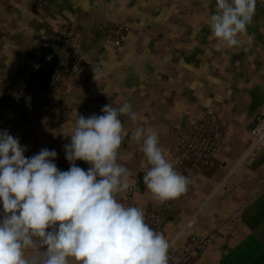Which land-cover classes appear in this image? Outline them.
I'll return each instance as SVG.
<instances>
[{"label":"crops","instance_id":"0c3cea01","mask_svg":"<svg viewBox=\"0 0 264 264\" xmlns=\"http://www.w3.org/2000/svg\"><path fill=\"white\" fill-rule=\"evenodd\" d=\"M215 11L216 0H0V132L18 138L25 157L55 150L54 163L67 171L64 132L75 112L102 115L104 105L127 101L140 119L126 120L119 162L139 177L136 206L163 213L161 231L175 248L209 237L188 264H264V147L252 146L248 133L264 115V0H256L248 26L252 43L237 49L216 50L209 39ZM114 23L137 33L120 46L102 45ZM69 25L85 44L94 41V59L60 65L57 36ZM40 94L47 110L28 115ZM204 115L226 124L224 140L212 165L168 207L143 182L148 165L131 132L156 130L174 164L177 131ZM118 199L125 203L123 193Z\"/></svg>","mask_w":264,"mask_h":264},{"label":"clouds","instance_id":"9594fccd","mask_svg":"<svg viewBox=\"0 0 264 264\" xmlns=\"http://www.w3.org/2000/svg\"><path fill=\"white\" fill-rule=\"evenodd\" d=\"M255 9L256 0H216L207 21L216 50L252 43L248 26ZM114 105L87 118L75 112L64 132L70 137L64 145L67 171L54 163L55 150L25 157L19 139L0 132V264H169L165 235L146 222L143 208L118 199L132 188V173L119 162L129 136L126 120L136 124L140 117L127 101ZM131 140L146 158L143 182L154 200L163 203L187 191L190 178L167 159L156 130L136 126ZM77 160L90 167L77 166Z\"/></svg>","mask_w":264,"mask_h":264},{"label":"built area","instance_id":"2783aa9c","mask_svg":"<svg viewBox=\"0 0 264 264\" xmlns=\"http://www.w3.org/2000/svg\"><path fill=\"white\" fill-rule=\"evenodd\" d=\"M110 31L115 36H121L127 31V27L116 26ZM76 34V28L73 26L62 31V36H76ZM79 63L80 58L76 55L72 56L70 64L78 65ZM55 73L57 74L54 75V78L57 79L59 77V71L56 70ZM30 110L44 113L47 107L41 105V100L37 99L30 107ZM226 127V124L218 118L211 115H204L186 128L177 131V151L174 157V166L179 173L190 178L191 182L188 187L193 185L197 175L203 168L212 165L218 148L224 140ZM248 133L252 146L264 147V115L256 121L248 130ZM138 179V176L132 174V188L128 192L123 193V199L126 205L131 204L136 206L133 195L137 191ZM179 197L170 199L167 206H173ZM144 212L146 222L155 230L162 232L161 228L164 220L163 213L152 209L144 210ZM208 238L209 237H197L190 245L183 248H175L173 240H168L170 243L169 264H188L190 253L201 250Z\"/></svg>","mask_w":264,"mask_h":264},{"label":"rangeland","instance_id":"374dc122","mask_svg":"<svg viewBox=\"0 0 264 264\" xmlns=\"http://www.w3.org/2000/svg\"><path fill=\"white\" fill-rule=\"evenodd\" d=\"M75 27L76 32H78V28L74 25H69L65 26L60 29L58 32L57 36V42L59 44V50H60V55H61V62L60 65H72L70 64V60L72 56L76 55L77 57L80 58V63L82 64L84 61H86L88 58L94 59V41L88 40L87 43L85 44L83 38L81 39L82 36H62V31L64 29H67L69 27ZM116 26H124L127 27V31H125L121 36H115L112 34L110 31L112 28ZM137 33V29H131L128 25H123L122 23H114L110 25L109 30H108V36H104L102 40V45H114L115 46H120L121 43L123 42V38L125 37L124 35L127 34L128 32ZM105 47V46H104ZM93 49V50H92ZM89 51V52H88ZM79 63V64H80ZM58 70L57 68L55 71ZM57 73L53 72V75H56ZM61 74L59 73V76ZM39 99L42 101V95L40 94L36 100ZM42 105V104H41ZM35 113L30 110L28 111V115Z\"/></svg>","mask_w":264,"mask_h":264},{"label":"water","instance_id":"95a60500","mask_svg":"<svg viewBox=\"0 0 264 264\" xmlns=\"http://www.w3.org/2000/svg\"><path fill=\"white\" fill-rule=\"evenodd\" d=\"M261 59H262V62H264V54H262Z\"/></svg>","mask_w":264,"mask_h":264}]
</instances>
